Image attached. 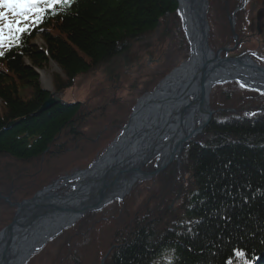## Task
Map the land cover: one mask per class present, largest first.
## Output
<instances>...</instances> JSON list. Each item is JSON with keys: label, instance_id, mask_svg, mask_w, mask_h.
I'll use <instances>...</instances> for the list:
<instances>
[{"label": "trees", "instance_id": "trees-1", "mask_svg": "<svg viewBox=\"0 0 264 264\" xmlns=\"http://www.w3.org/2000/svg\"><path fill=\"white\" fill-rule=\"evenodd\" d=\"M239 2L227 1L222 13L226 16ZM227 30L228 40L218 41L221 45L231 42ZM151 35L159 45L180 47L187 60L177 0H71L3 50L0 182L14 185L18 201L87 168L119 136L137 99L173 68L164 62L156 70L124 72L122 55ZM37 37L41 44L34 42ZM50 63L60 70L53 77L57 92L70 89L78 75L89 71L102 68V78L91 85L85 103H56L41 110L49 92L37 71ZM211 107L225 111L217 112L188 149L194 184L184 213L166 225L162 216L167 208L155 199L159 191L139 204L131 192L116 200L110 213L104 215L102 208L64 229L27 264L41 257L39 264H101L112 246L104 264H227L234 249L264 264V113L248 117L264 109V95L229 82L215 87ZM221 117L232 121L216 122ZM2 206L7 220L0 215V231L15 209ZM106 225L111 227L102 235ZM233 264L241 262L234 258Z\"/></svg>", "mask_w": 264, "mask_h": 264}, {"label": "water", "instance_id": "water-1", "mask_svg": "<svg viewBox=\"0 0 264 264\" xmlns=\"http://www.w3.org/2000/svg\"><path fill=\"white\" fill-rule=\"evenodd\" d=\"M177 2L188 41V61L174 68L152 92L137 101L122 134L89 168L61 177L18 203H12L10 195L0 194L1 199L16 208L11 222L0 231V264H24L47 240L86 213L101 209L114 199L122 200L137 181L157 175L171 161L178 160L183 149L211 122L215 111L210 107L209 94L214 85L236 81L264 94V67L248 57L229 54L233 48L213 50L210 47L208 0ZM244 2L242 0L241 5ZM240 7L228 14L233 32V16ZM187 24L190 30L186 28ZM233 36L236 39L235 33ZM221 52H224L223 56ZM183 66L188 70L181 73ZM42 71H37L41 84ZM43 89L49 92V96L41 110L65 103L61 92L50 91L48 87ZM117 140L119 144L115 153L106 156ZM157 154L159 160L154 169L143 168ZM93 170L96 173L92 176L66 185L73 187L71 191H55L58 181L65 182L77 174ZM61 219L67 220V224L49 235L51 227ZM47 234L49 237H45Z\"/></svg>", "mask_w": 264, "mask_h": 264}, {"label": "rangeland", "instance_id": "rangeland-1", "mask_svg": "<svg viewBox=\"0 0 264 264\" xmlns=\"http://www.w3.org/2000/svg\"><path fill=\"white\" fill-rule=\"evenodd\" d=\"M227 1L230 2L231 0H209L208 2L207 16H208V21H209V26H210L209 43L213 50H218L222 47H232L233 46L232 38H231V42L229 41L226 44L221 45V43H218V41L223 40V38L225 39L227 38V35H228L227 28L229 29L231 37H232V34H234L235 32L238 34L236 41L240 42L241 41L239 40L241 38L240 37V27L242 26L244 28L245 20L249 16H252L256 13H260V12L264 13L262 3L259 0H245L244 4L242 5L241 4L239 5V3L237 4L235 3L233 8L229 10L225 16L222 13L223 9L220 7L222 6L224 7L225 5H227ZM222 2L224 5H222ZM237 7H240V9L236 10V12L234 13V16H233V26L234 27L233 28L235 31L232 32L228 14H231ZM181 28H182V25H181ZM221 33L223 35H221ZM156 39H157L156 35H151L147 37L145 40H141L137 42L136 44H134L130 52L122 55V58L120 59V61H121V65L123 66L125 73L135 74L140 69L156 70V68L157 69L161 68V64H163L164 62H167V64H169L170 66L174 68V67L179 66L183 62L182 56L184 55L183 54L184 50L182 52H178L180 51L179 50L180 47L177 50L174 47H172L171 44L170 45L167 44L165 46L159 45L157 44V41H155ZM34 42L36 44L42 43L39 37H37L34 40ZM245 50H246L245 44L237 43L236 47L232 50V52H229V53L238 52L237 54H239V53L244 52ZM223 54L224 52H221V56H223ZM188 55H189V52H187V59H188ZM101 70L102 68L99 70H93V71H89L87 73L78 75L74 80L73 86L70 89L62 92L63 100L66 102L79 101L81 103L83 102L85 103L86 96H87L86 93L90 90L91 85L98 79L102 78ZM41 73H42L41 80L43 83L41 84L42 87H48L50 88V91H55L54 86H53V77L55 76V74L60 73V70L58 69L56 64L50 63L49 66L43 69ZM43 74L45 75V77L49 79L50 86H48L45 83V81H43V76H44ZM215 87L216 86H214L211 89L210 94H209L210 107H211V101H212V94H213ZM213 110L215 111L217 109H213ZM224 111L225 110H223L222 112ZM217 112L215 111V113L211 116V120H210L211 122L212 120H214L213 118L217 114ZM262 113L263 112L255 113V116L258 117ZM219 121L222 124H224L225 122L230 121V118L228 117L217 118L216 122H219ZM207 126L203 129L204 131L206 130ZM203 132L201 134H198L194 138V141L189 143L185 147L186 148L185 152L188 153L189 147L192 146V144H196V142H198L197 140L203 135ZM158 157H159V154L151 158L148 162L144 164L143 168L147 167L149 170H151L154 167V164L157 163L156 160L158 159ZM181 159L182 157L178 159L181 162L174 159L157 175H154L148 179L137 181L131 188V191L129 192V194L126 195L127 197L131 194V192H133L135 200H136V204H139L143 201V199H145V196L149 194L151 191L153 190L159 191L160 193L158 194L160 195L157 198L155 197V199L158 202L159 207H166L168 210V211L166 210V213L162 216L163 222L166 223V225L171 224L172 221H174V217L177 214L180 213L181 215L182 213H184V211L186 210V203L183 204L184 203L183 201H187V197L190 196L189 194L190 188L188 186L189 184L190 185L194 184V181H193L194 173L190 169V167H192L191 160H189L188 165L187 163H185L184 165ZM188 159H189V155H188ZM177 163L179 166L175 169L174 166H176ZM181 164L183 165L181 166ZM191 173L193 174V176L190 177ZM75 181L76 179H72L67 184H72ZM59 185L60 184H58V186ZM72 189L73 187L68 188L64 185L63 188L58 189V190L61 193H66V192L71 191ZM16 193L17 192H16V188L14 187V185H10V184L7 185L6 183L4 184L0 182V194L4 196L10 195V199L12 203L21 202V200L18 201L17 198H15ZM126 197H124L123 200ZM114 200L116 201V199ZM115 201H111L102 207V208L106 207L105 209L107 210V212H104V215L110 213L113 210V205ZM3 202H4L3 199L0 198V215H2L3 218H6V212L4 211V208L2 206ZM5 204L7 203L5 202ZM10 207H14V206H10ZM15 212H16V208L14 209V214ZM102 217L103 219L107 218L106 216H103V215ZM6 220L7 218L3 222H6ZM106 226H107L106 228L100 229V233L102 235L103 233L107 232V228L111 227L109 225H106ZM119 226L121 225L119 224ZM112 247L114 248L116 246H112ZM112 249L110 248L108 251L110 252V250ZM108 251L106 255H104L103 257L106 258V256L109 254ZM31 256L27 259V261L24 264H27ZM43 258L44 257H41L39 259H43ZM39 259L35 258L32 261H30L29 264H39L38 263ZM101 261H102V258H101Z\"/></svg>", "mask_w": 264, "mask_h": 264}, {"label": "snow or ice", "instance_id": "snow-or-ice-1", "mask_svg": "<svg viewBox=\"0 0 264 264\" xmlns=\"http://www.w3.org/2000/svg\"><path fill=\"white\" fill-rule=\"evenodd\" d=\"M71 0H0V56L4 49L21 41L22 35L29 33L33 25H38L50 10L58 6H67ZM242 87L244 85H241ZM241 264H254L258 257L247 258L241 249L233 250L227 264L233 259Z\"/></svg>", "mask_w": 264, "mask_h": 264}, {"label": "flooded vegetation", "instance_id": "flooded-vegetation-1", "mask_svg": "<svg viewBox=\"0 0 264 264\" xmlns=\"http://www.w3.org/2000/svg\"><path fill=\"white\" fill-rule=\"evenodd\" d=\"M262 3V7L264 9V0H259ZM240 42L246 46V50L242 53L237 54L238 52H234L237 56H247L255 63L264 66V13H256L252 16H249L244 22V28L240 27ZM186 151V150H185ZM183 152L182 161L185 165L189 164L188 153ZM186 153V155H185ZM181 162V161H179ZM183 164H181L182 166ZM179 165L176 164L174 168L176 169ZM190 187V184L189 186ZM185 204L186 201H183Z\"/></svg>", "mask_w": 264, "mask_h": 264}, {"label": "bare ground", "instance_id": "bare-ground-1", "mask_svg": "<svg viewBox=\"0 0 264 264\" xmlns=\"http://www.w3.org/2000/svg\"><path fill=\"white\" fill-rule=\"evenodd\" d=\"M186 28L188 29V30H190V27H189V25L187 24L186 25ZM182 63H184V61L182 62ZM181 63V64H182ZM180 67V66H179ZM178 67V68H179ZM187 71L188 70V67H187V70H186V67L185 66H183L181 69H180V71L179 72H185V71ZM175 73H178V71H175ZM44 75V74H43ZM43 81H45V83L48 85V86H50V82H49V79L47 78V77H45V75L43 76ZM172 84V86H174V84L173 83H171ZM169 85V84H168ZM167 85V86H168ZM148 94H145L144 96H147ZM122 134V133H121ZM120 134V135H121ZM126 136V135H125ZM119 140H117L116 141V143L114 144V146L110 149V151H108V154L106 155V156H111V155H113L114 153H115V150L117 149V147H118V144H119V142H118ZM98 166V165H97ZM96 170V169H95ZM96 172H94V170L93 171H91V172H87V173H82V174H77V175H75L74 177H72V178H74V179H80V178H86V177H89V176H92L93 174H95ZM70 180H72V179H68V180H66L65 181V185H68L67 183L70 181ZM58 184L59 183H57L56 184V189L55 190H57V191H59L58 189H61V188H63V186H61V185H59L58 186ZM58 186V187H57ZM4 201V200H3ZM4 203H5V201H4ZM7 205H9L8 203H7ZM65 224H67V220H64V219H61V220H59L58 222H56L51 228H52V231H51V233H49V235H52L54 232H56V230H58L61 226H64ZM55 230V231H54ZM49 235L47 234L45 237H49ZM44 236V234L42 233V235H41V237H43ZM36 240L38 241V240H40V235L36 238ZM34 243H36V241H34Z\"/></svg>", "mask_w": 264, "mask_h": 264}]
</instances>
